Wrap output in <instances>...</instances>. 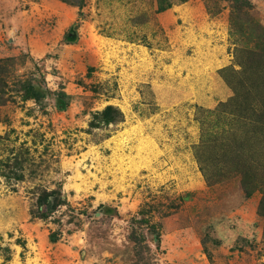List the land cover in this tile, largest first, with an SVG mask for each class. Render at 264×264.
Returning a JSON list of instances; mask_svg holds the SVG:
<instances>
[{
	"label": "rangeland",
	"instance_id": "obj_1",
	"mask_svg": "<svg viewBox=\"0 0 264 264\" xmlns=\"http://www.w3.org/2000/svg\"><path fill=\"white\" fill-rule=\"evenodd\" d=\"M249 63L264 0H0V264H264Z\"/></svg>",
	"mask_w": 264,
	"mask_h": 264
},
{
	"label": "trees",
	"instance_id": "obj_2",
	"mask_svg": "<svg viewBox=\"0 0 264 264\" xmlns=\"http://www.w3.org/2000/svg\"><path fill=\"white\" fill-rule=\"evenodd\" d=\"M254 63H249L245 65L242 75L235 82L237 84L236 90L239 92L242 91L241 96L234 98L229 102V106L234 107L235 113L237 115L243 114L250 107H254V110L250 113H247L249 119H253V131L257 132L259 130H264V68L257 73L253 71ZM255 115L254 117H252ZM253 145V144H252ZM250 146L249 152H251L255 160H258L262 165H264V150L259 154L257 149L254 146ZM232 145L226 146L225 149H231ZM256 157L258 159H256ZM252 178L253 176L249 175V172L246 173L245 179Z\"/></svg>",
	"mask_w": 264,
	"mask_h": 264
}]
</instances>
